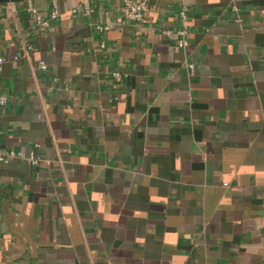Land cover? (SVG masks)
<instances>
[{
	"label": "crops",
	"instance_id": "1",
	"mask_svg": "<svg viewBox=\"0 0 264 264\" xmlns=\"http://www.w3.org/2000/svg\"><path fill=\"white\" fill-rule=\"evenodd\" d=\"M0 56V264H264V0L0 2Z\"/></svg>",
	"mask_w": 264,
	"mask_h": 264
},
{
	"label": "built area",
	"instance_id": "2",
	"mask_svg": "<svg viewBox=\"0 0 264 264\" xmlns=\"http://www.w3.org/2000/svg\"><path fill=\"white\" fill-rule=\"evenodd\" d=\"M121 2H122V13H123V16L127 20H132L135 22H141L144 20L145 13L147 10L148 0H121ZM79 10H80L79 7H75L71 11L72 13H75ZM29 11L35 16V20H36V24L38 28L44 29L47 26L48 22L44 19H41L38 12L34 8H30ZM186 11H187V8L184 5H182L180 10L178 11V18H179L181 27L175 33L178 35L177 45L180 47H186L189 45L187 25H186V16H187ZM55 16L56 14L53 13L52 17H55ZM96 28L98 30H105L107 29V26L98 24L96 25ZM162 33L168 36L172 32L169 29H165L162 31ZM24 48H25L24 52L26 54L29 50L32 49V46L30 43L27 42L24 44ZM3 63H4V58L3 56H0V78H1L2 68H3ZM187 66L189 69L194 68L193 63H188ZM39 67H41L42 69H45L46 64L41 61L39 64ZM123 76L124 75L119 70H114L111 72V77L113 79V82H115V84L118 82H121ZM8 101H9L8 94L0 86V108L4 107ZM38 146L39 145L35 143L32 146V148H30L27 152H22L20 150L18 151L9 150L8 152L0 151V162L7 163L11 158L19 157V158L27 160V162L30 165L37 166L41 161V156L38 155L35 151Z\"/></svg>",
	"mask_w": 264,
	"mask_h": 264
},
{
	"label": "water",
	"instance_id": "3",
	"mask_svg": "<svg viewBox=\"0 0 264 264\" xmlns=\"http://www.w3.org/2000/svg\"><path fill=\"white\" fill-rule=\"evenodd\" d=\"M22 0H0V2H17Z\"/></svg>",
	"mask_w": 264,
	"mask_h": 264
}]
</instances>
